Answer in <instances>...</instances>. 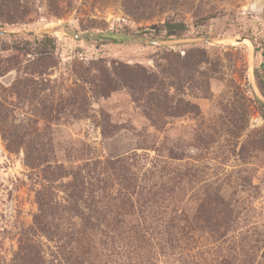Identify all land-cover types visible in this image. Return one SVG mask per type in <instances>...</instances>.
I'll use <instances>...</instances> for the list:
<instances>
[{
	"label": "rangeland",
	"instance_id": "rangeland-1",
	"mask_svg": "<svg viewBox=\"0 0 264 264\" xmlns=\"http://www.w3.org/2000/svg\"><path fill=\"white\" fill-rule=\"evenodd\" d=\"M262 88L264 0H0V264H264Z\"/></svg>",
	"mask_w": 264,
	"mask_h": 264
},
{
	"label": "water",
	"instance_id": "water-1",
	"mask_svg": "<svg viewBox=\"0 0 264 264\" xmlns=\"http://www.w3.org/2000/svg\"><path fill=\"white\" fill-rule=\"evenodd\" d=\"M60 30L74 39H85V38H110L113 40L121 41H132L148 44H160V45H173L177 43H183L186 41H206L214 42L216 39L204 37V36H192V37H182V38H154L145 35H127L112 31H102V30H71L65 25L60 26ZM245 37H240L236 41L241 42Z\"/></svg>",
	"mask_w": 264,
	"mask_h": 264
},
{
	"label": "trees",
	"instance_id": "trees-1",
	"mask_svg": "<svg viewBox=\"0 0 264 264\" xmlns=\"http://www.w3.org/2000/svg\"><path fill=\"white\" fill-rule=\"evenodd\" d=\"M8 19L13 20L14 17L8 16ZM150 29L155 32V33H152L151 31L146 32V34L150 36H159L161 33H164L163 36L165 37L181 36L186 30V25L183 21H174V20L166 19L163 22L158 23L157 25L151 26ZM260 87H263V85H261ZM262 92L264 94V88H262Z\"/></svg>",
	"mask_w": 264,
	"mask_h": 264
}]
</instances>
